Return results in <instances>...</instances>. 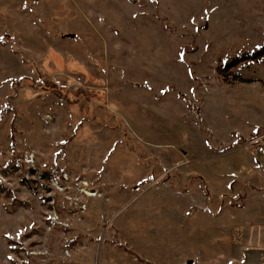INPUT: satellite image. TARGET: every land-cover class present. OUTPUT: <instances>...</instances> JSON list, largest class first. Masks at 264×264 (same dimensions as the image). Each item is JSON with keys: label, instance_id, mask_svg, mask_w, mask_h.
Instances as JSON below:
<instances>
[{"label": "rangeland", "instance_id": "374dc122", "mask_svg": "<svg viewBox=\"0 0 264 264\" xmlns=\"http://www.w3.org/2000/svg\"><path fill=\"white\" fill-rule=\"evenodd\" d=\"M261 142L264 0H0V264H264Z\"/></svg>", "mask_w": 264, "mask_h": 264}, {"label": "crops", "instance_id": "0c3cea01", "mask_svg": "<svg viewBox=\"0 0 264 264\" xmlns=\"http://www.w3.org/2000/svg\"><path fill=\"white\" fill-rule=\"evenodd\" d=\"M250 233H251L250 245L252 247L258 246L260 244H262V245L264 244V229L263 228H261V230H256L255 233H252V232H250Z\"/></svg>", "mask_w": 264, "mask_h": 264}, {"label": "trees", "instance_id": "16d2710c", "mask_svg": "<svg viewBox=\"0 0 264 264\" xmlns=\"http://www.w3.org/2000/svg\"><path fill=\"white\" fill-rule=\"evenodd\" d=\"M263 49H261L259 52L255 53H246L243 55L244 58H248V57H251V56H254L255 54H259L262 52ZM235 63L234 59H231V60H228L227 61V65H233Z\"/></svg>", "mask_w": 264, "mask_h": 264}, {"label": "built area", "instance_id": "2783aa9c", "mask_svg": "<svg viewBox=\"0 0 264 264\" xmlns=\"http://www.w3.org/2000/svg\"><path fill=\"white\" fill-rule=\"evenodd\" d=\"M256 152L259 153L262 157H264V142L258 143L256 145Z\"/></svg>", "mask_w": 264, "mask_h": 264}]
</instances>
